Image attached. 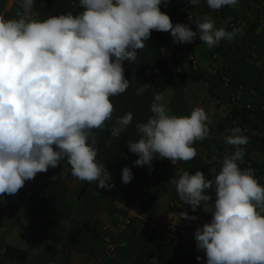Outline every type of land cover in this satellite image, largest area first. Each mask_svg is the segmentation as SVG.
<instances>
[{
	"label": "clouds",
	"instance_id": "obj_1",
	"mask_svg": "<svg viewBox=\"0 0 264 264\" xmlns=\"http://www.w3.org/2000/svg\"><path fill=\"white\" fill-rule=\"evenodd\" d=\"M18 2L15 17L0 13V200L64 160L76 179L101 189L113 187L111 173L97 159L96 131L113 119L111 98L130 85L124 62L136 61L153 31L170 32L176 44L192 43L199 36L209 49L233 41L240 31L217 28L207 14L196 17V31L187 24L174 25L160 9L169 0H79V13L43 20L32 16L35 0ZM188 2L196 6L200 0ZM206 4L217 11L236 7L239 0ZM164 99L163 93L154 94L152 115L135 124L139 138L127 141L129 151L138 156L134 165H147L150 171L157 157L172 165L194 159V145L210 135L203 108L176 116ZM132 121V112L117 117L111 134L120 136ZM224 142L234 151L225 153L218 172L209 169L211 179L200 170L182 171L169 183L193 211L205 210L211 202L210 222L194 233L206 264H264V185L251 167H240L248 143L243 130L225 129ZM132 178L125 166L122 182ZM182 219L197 218L183 212Z\"/></svg>",
	"mask_w": 264,
	"mask_h": 264
},
{
	"label": "crops",
	"instance_id": "obj_2",
	"mask_svg": "<svg viewBox=\"0 0 264 264\" xmlns=\"http://www.w3.org/2000/svg\"><path fill=\"white\" fill-rule=\"evenodd\" d=\"M181 4L189 15L176 12ZM18 0H0V13L5 18L15 17ZM172 23L187 24L196 31V17L210 15L216 27L240 31L233 41H221L209 49L197 36L192 43L176 44L170 32L153 31L145 48L138 50L135 62H124L125 78L130 85L125 93L112 97L115 106L113 119L103 130H97V159L111 173L114 188L101 189L96 183L80 181L72 176L67 161L38 173L26 181L15 195L0 200V264H107L100 225L110 224L109 236L124 242L119 264H206V256L196 247L193 238L180 237L194 234L198 227L210 222L211 202L197 221L182 219L190 205L179 199L175 189L168 186L167 178L173 168L158 170L159 157L153 159L152 169L147 165L135 166L138 156L131 153L127 141L139 138L135 130L138 122H147L152 115L150 105L154 94H164V103L170 114L187 116L195 107L208 114L210 135L194 145L197 156L188 162H179L182 171L194 174L200 170L211 179L209 169L220 170L225 153L234 149L224 142L225 129L239 127L248 130L246 154L241 168L251 167L261 185H264V0H241L236 7H223L214 11L206 0L191 5L188 0H169L160 5ZM82 9L79 0H35L32 16L41 20L61 13L77 14ZM192 14V16H190ZM191 17V19H190ZM226 19L245 22L229 25ZM218 52L219 59L211 57ZM197 61L191 66V59ZM183 78V83L181 81ZM228 81L223 87L222 81ZM220 93L222 103L215 107L209 98ZM249 105V108L246 106ZM133 113L132 124L120 136H113L111 128L117 117ZM215 157L216 159H213ZM128 166L132 180H121L122 169ZM56 176L53 180L51 177ZM31 195L25 198L26 184ZM129 194H148L149 201L136 205L116 189ZM208 194L213 196L210 189ZM123 200V205L119 201ZM174 200L175 217L179 219V240L164 242L154 235L141 218H157ZM120 214H134L133 223L124 231L116 228ZM6 249L25 252L20 258L6 253ZM197 256L201 260H197Z\"/></svg>",
	"mask_w": 264,
	"mask_h": 264
},
{
	"label": "built area",
	"instance_id": "obj_3",
	"mask_svg": "<svg viewBox=\"0 0 264 264\" xmlns=\"http://www.w3.org/2000/svg\"><path fill=\"white\" fill-rule=\"evenodd\" d=\"M202 0H200L201 2ZM241 0H239V4H240ZM176 12L181 13V14H186L189 15V12L185 9V7L181 4L176 5ZM192 16V14L190 15ZM225 22L229 25L232 24H240L242 26H245V22L242 21H237L234 19H226ZM211 57L215 60L219 59V54L218 52H213V54L211 55ZM197 65V61L195 59H191V66L195 67ZM222 86L223 87H227L228 86V81L224 80L222 81ZM209 101L215 106H220L222 103V96L220 95V93H216L214 95H211L209 98ZM250 106L247 105L246 108H249ZM243 133L248 134V130L247 129H243ZM168 163L170 164V166L173 168V172L172 174H170V176L167 178V183L168 186L171 189H175V187L169 183V181L174 178L175 176H177L178 173H181V167H180V163L178 162L175 165H172L171 161L168 159ZM166 160L162 159L160 160L157 169L158 170H163L166 167ZM245 169V168H242ZM33 184V182L31 181L30 183L26 184V193H25V198H28L31 195V192L28 190L29 185ZM112 184V183H111ZM113 185V184H112ZM111 188H114L111 187ZM116 191L118 192V194L120 196H127L129 197L134 204L139 205L142 203H146L149 201V196L148 194H142V195H137V194H129L128 192H126L123 189H116ZM124 201L121 200L119 201L120 205H123ZM177 209V204L174 200H171L168 203L167 208L155 219L153 220H148L146 218H141L142 222L146 225V227L149 229V231H151L154 235H156L160 240L164 241V242H171V241H176L179 240V219L175 217V211ZM188 216H195L197 219L192 220V221H197L201 215H202V209L200 207H198L195 211L192 210L191 206H189L188 208V212H187ZM135 215L134 214H120L117 216L116 219V228L119 231H124L126 230L132 223L134 220ZM110 229V224L106 221L102 222L100 225V230H101V237L102 240L104 242V257L105 260L107 262V264H119L118 260H119V256L121 255L125 243L124 242H116L114 239H112L109 234L108 231ZM194 234L189 233V232H185L180 239H184L185 241L190 240L191 238H193Z\"/></svg>",
	"mask_w": 264,
	"mask_h": 264
},
{
	"label": "trees",
	"instance_id": "obj_4",
	"mask_svg": "<svg viewBox=\"0 0 264 264\" xmlns=\"http://www.w3.org/2000/svg\"><path fill=\"white\" fill-rule=\"evenodd\" d=\"M181 81L183 83V78L182 77H181ZM6 253L9 254V255H14V256L20 257V258H24L26 256L25 252L17 251V250H14V249H6Z\"/></svg>",
	"mask_w": 264,
	"mask_h": 264
}]
</instances>
